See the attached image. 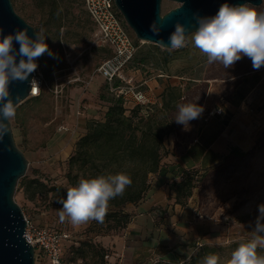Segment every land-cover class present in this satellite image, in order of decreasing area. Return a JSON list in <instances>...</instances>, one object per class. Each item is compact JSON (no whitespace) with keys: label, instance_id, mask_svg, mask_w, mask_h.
I'll list each match as a JSON object with an SVG mask.
<instances>
[{"label":"rangeland","instance_id":"rangeland-1","mask_svg":"<svg viewBox=\"0 0 264 264\" xmlns=\"http://www.w3.org/2000/svg\"><path fill=\"white\" fill-rule=\"evenodd\" d=\"M11 1L15 11L36 33L43 31L44 42L52 53L46 52L36 60V70L45 79L41 95L18 104L11 120L15 143L28 161L24 177L39 178L46 184L68 189L65 177L68 160L78 139L85 133L83 127H86L87 118L92 110L98 112L96 118H103L108 103L102 98L114 94L98 72L100 64L112 52L97 38L83 0H57V6L53 5V0ZM179 5L163 0L162 14ZM253 7L264 12V0L261 6ZM187 39L186 46L179 49H165L137 39L138 50L125 71L126 79L146 92L156 104H160L162 91L172 85L185 90V98L179 106L187 103L203 106L204 111L198 119L187 126L177 123L183 134L195 130L199 138L203 128L213 130L221 124L217 119L223 118L222 122L230 123V133L222 141L225 150L221 153V161L213 167L201 168L207 176L186 205L194 217L192 222L202 227L197 237H187V246L194 248L192 256L202 245H208L217 249L214 254L220 257V264H226L235 250L234 245L251 239L259 206L264 205V67L253 69L246 56L229 68L219 62L210 64L206 55L192 44L191 34ZM95 81L98 91L92 93L90 85ZM214 109H222V115L206 122L203 116ZM170 138L175 143L174 136L167 137L165 150ZM235 148L237 151L233 153ZM21 182L22 178L14 198L24 215L35 224L51 226L70 236L64 264H121L110 248L107 251L110 258H106L107 254L103 259L95 255L103 246L99 241L103 234L89 232L92 221L80 226H73L67 218L61 221L59 201L51 198V194L31 200L20 188ZM160 221L155 220L156 223ZM206 226L212 229L205 232ZM192 231L191 227L185 234L169 229L164 238L171 239V235L186 238ZM114 234L117 233L107 235ZM90 240L94 246L88 257L70 261L73 248ZM171 250L165 243L158 245L144 260L145 264H186L190 261L191 257L185 261ZM169 251L176 259L173 262L167 258ZM128 259L132 260L130 255ZM41 264H48V261Z\"/></svg>","mask_w":264,"mask_h":264},{"label":"trees","instance_id":"trees-1","mask_svg":"<svg viewBox=\"0 0 264 264\" xmlns=\"http://www.w3.org/2000/svg\"><path fill=\"white\" fill-rule=\"evenodd\" d=\"M83 2V1H82ZM57 6V0L52 1ZM136 42L139 41L136 39ZM119 85V82H116ZM185 98V90L179 86H167L160 95V104L137 105L128 110L122 97L102 99L108 107L101 119L89 120L85 133L78 139L75 150L68 160L66 180L70 187L76 186L81 179H91L100 175L124 172L130 175L132 184L122 196L109 201L104 221H92L89 232L103 235L118 233L132 222L133 214L127 209L146 200L151 189V178L161 170L162 160L167 154L165 140L174 136L173 155L177 156L189 147L195 139V130L183 134L178 130L174 114ZM237 148L233 149V153ZM201 168L181 169L169 183L175 194V204L186 206L195 190L205 180L206 172ZM20 188L34 200L37 196L51 194L59 201L66 198L67 189L61 185L46 184L39 178H22ZM101 243V242H100ZM92 240L82 242L72 250L70 261L86 259L93 249ZM239 244L234 245L236 249ZM95 255L103 259L109 249L101 246ZM216 248L202 245L186 264H201L202 259L214 254ZM258 255H264V249H257Z\"/></svg>","mask_w":264,"mask_h":264},{"label":"clouds","instance_id":"clouds-1","mask_svg":"<svg viewBox=\"0 0 264 264\" xmlns=\"http://www.w3.org/2000/svg\"><path fill=\"white\" fill-rule=\"evenodd\" d=\"M197 24L196 30L191 33V42L206 55L208 63L219 62L224 68H229L246 56L251 60L253 69L264 67V12L249 4L233 6L224 3L214 16L197 17ZM161 30L162 25L157 21L150 25L154 35H159ZM186 31L185 25L177 22L168 43L165 44L163 39L158 43L170 49L185 47L188 42ZM14 42L19 45L18 52L14 50ZM46 52L52 55L44 42L43 31L32 39L27 29H17L13 34L4 35L0 28V139L9 130L5 121L10 122L16 115L17 103L10 98V83L27 80L38 67L36 60ZM17 56L20 57L18 61ZM31 84L32 94H35V79ZM203 111V106L197 103L180 105L175 122L187 126ZM131 184L130 175L124 172L81 179L76 186L67 189L66 198L59 200L62 204L59 218L61 221L67 218L73 226L93 220L102 223L109 201L122 196ZM258 248L264 249V205L259 206L251 239L241 242L226 264H264V255H258ZM201 264H220V257L206 255Z\"/></svg>","mask_w":264,"mask_h":264},{"label":"water","instance_id":"water-1","mask_svg":"<svg viewBox=\"0 0 264 264\" xmlns=\"http://www.w3.org/2000/svg\"><path fill=\"white\" fill-rule=\"evenodd\" d=\"M170 1L180 5L164 15L161 11L163 0H115V4L139 41L161 46L158 41L163 39L167 44L177 22L185 25L188 36L198 27L197 17L214 16L224 3L233 6L241 4L261 6L263 3V0ZM153 21L162 25L159 35H154L150 31ZM0 28L3 29L4 35L13 34L17 29H27L32 39H35L37 34L35 29L15 11L11 0H0ZM18 49L19 45L14 42V50L18 52ZM19 58L17 56V61ZM34 72L23 82L10 83V98L17 105L30 97ZM5 123L8 124L9 130L0 139V264H36L35 248L28 242L29 237L26 235L28 240L25 237L27 221L22 208L14 198L19 180L26 175L28 161L15 143L11 121Z\"/></svg>","mask_w":264,"mask_h":264},{"label":"crops","instance_id":"crops-1","mask_svg":"<svg viewBox=\"0 0 264 264\" xmlns=\"http://www.w3.org/2000/svg\"><path fill=\"white\" fill-rule=\"evenodd\" d=\"M90 90L92 93H96L98 82H92ZM97 113L92 110L87 121L97 117ZM217 120L221 121V124L213 130L203 128L200 137L177 156L173 155L175 147L173 139L170 138V145L167 146V154L162 160L161 170L151 178L152 185L146 200L138 205H130L127 209L133 214L132 222L122 233L100 237L99 241L105 248L114 251V257L120 259L121 264H133V262L145 264L144 260L152 249L164 243L169 245L175 255L183 256L185 261L192 256L194 248L187 246L189 243L187 237H197L202 227L198 222H192L194 217L186 206L175 204V194L170 190L169 183L173 180L174 174L181 169L209 168L221 161V153L225 150L222 141L230 133L228 130L230 123L222 122L223 118ZM158 219L161 221L156 223L155 220ZM190 227L194 232L192 231L190 236L187 234L186 238L175 235H171V239L164 238L169 229L185 234L189 232ZM204 229H207L204 231L208 232L212 227L208 229L206 226ZM171 251L167 253L169 255L167 258L173 262L176 259L173 254H170ZM128 255H130L131 261H129Z\"/></svg>","mask_w":264,"mask_h":264},{"label":"built area","instance_id":"built-area-1","mask_svg":"<svg viewBox=\"0 0 264 264\" xmlns=\"http://www.w3.org/2000/svg\"><path fill=\"white\" fill-rule=\"evenodd\" d=\"M84 8L92 20L96 36L99 41L107 47L112 55L104 60L98 72L111 86V91L116 97H122L124 106L130 110L137 105L153 104L154 101L146 92L137 89L126 79V69L134 60L138 45L132 30L128 26L125 18L115 4V0H83ZM37 82L36 93L30 97L41 95L45 79L42 73L35 70L32 80ZM119 82V85H116ZM222 109H214L205 114L204 120L208 122L213 116H221ZM27 227L25 237H29L35 248V263L41 264L48 261V264H64V254L66 243L70 236L51 226H40L31 221L26 215ZM106 258H110L107 254Z\"/></svg>","mask_w":264,"mask_h":264}]
</instances>
